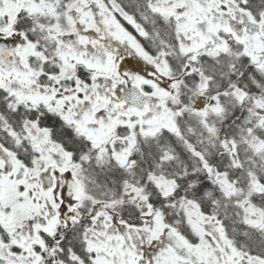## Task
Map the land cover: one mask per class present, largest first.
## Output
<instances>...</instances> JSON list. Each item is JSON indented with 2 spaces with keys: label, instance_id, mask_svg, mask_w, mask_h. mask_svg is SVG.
<instances>
[{
  "label": "snow or ice",
  "instance_id": "obj_1",
  "mask_svg": "<svg viewBox=\"0 0 264 264\" xmlns=\"http://www.w3.org/2000/svg\"><path fill=\"white\" fill-rule=\"evenodd\" d=\"M0 264H264V0H0Z\"/></svg>",
  "mask_w": 264,
  "mask_h": 264
}]
</instances>
